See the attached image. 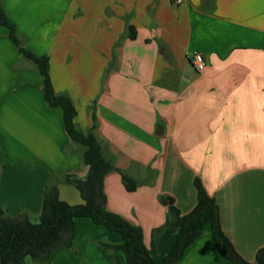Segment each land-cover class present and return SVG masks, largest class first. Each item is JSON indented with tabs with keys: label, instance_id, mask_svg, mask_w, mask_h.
I'll return each instance as SVG.
<instances>
[{
	"label": "crops",
	"instance_id": "0c3cea01",
	"mask_svg": "<svg viewBox=\"0 0 264 264\" xmlns=\"http://www.w3.org/2000/svg\"><path fill=\"white\" fill-rule=\"evenodd\" d=\"M0 4L21 43L0 25V208L40 214L50 182L62 200L83 203L64 177L89 173L22 47L48 57L53 87L73 101L78 128H94L117 167L102 178L103 209L141 230L156 263L180 232L167 229L170 206L191 212L199 180L219 205L224 233L255 264L264 247V0ZM197 54L203 72L194 67ZM122 171L139 181L135 190H127ZM103 242L122 237L89 218L75 220L72 244L83 264H126ZM63 256L69 262L71 250H56L52 263ZM175 264L236 263L207 225Z\"/></svg>",
	"mask_w": 264,
	"mask_h": 264
},
{
	"label": "trees",
	"instance_id": "16d2710c",
	"mask_svg": "<svg viewBox=\"0 0 264 264\" xmlns=\"http://www.w3.org/2000/svg\"><path fill=\"white\" fill-rule=\"evenodd\" d=\"M0 25L9 30L10 37L20 45L17 27L0 4ZM20 51L31 60L44 77V95L49 107H59L63 112L66 131L72 141L82 147L83 160L89 166L87 177L66 175L64 181L75 186L83 199V203L70 204L59 196L57 182L46 184L42 210L39 220L33 222L27 212L12 215L8 210L0 208V264H27L26 258L32 257L36 262L48 259L50 253L62 244L72 247V235L75 220L89 218L96 224L104 225L122 237L119 244L103 242L102 248L113 253L122 252L126 264H158L147 250L142 232L117 214L104 211L102 194V178L112 169H116L113 160L103 155L98 136L94 128L81 131L76 122V108L71 98L58 94L52 84L50 64L47 56H38L30 49L20 47ZM124 184L129 191L135 190L139 181L122 171ZM199 200L195 208L182 215L175 207L170 206L167 229L174 231L180 228L175 245L161 264H175L181 259L186 249L200 236L204 228H212L213 239L224 257L236 264H253L244 259L235 249L223 231L219 205L209 196L199 180H196ZM66 234H70L66 238ZM264 264V247L257 253L256 263Z\"/></svg>",
	"mask_w": 264,
	"mask_h": 264
},
{
	"label": "rangeland",
	"instance_id": "374dc122",
	"mask_svg": "<svg viewBox=\"0 0 264 264\" xmlns=\"http://www.w3.org/2000/svg\"><path fill=\"white\" fill-rule=\"evenodd\" d=\"M48 170H50V168H48ZM68 186H69V187H67L68 191L71 190L72 192H75V193L77 192V190L75 189L74 186H72V185H68ZM28 215L33 222H37L39 220V215H40L39 213H37V214L33 213V214H28ZM60 248H63L65 250L66 249L71 250V252H72L71 260L68 262L67 258L65 256H63V257H60L55 263H52V261H51L52 257L55 255L56 250H58ZM82 256H80L79 250L77 248H75V246L69 247L67 244H62L50 253L48 259H46L44 261L36 262L32 257H27L26 263L27 264H83L82 263L83 262Z\"/></svg>",
	"mask_w": 264,
	"mask_h": 264
},
{
	"label": "built area",
	"instance_id": "2783aa9c",
	"mask_svg": "<svg viewBox=\"0 0 264 264\" xmlns=\"http://www.w3.org/2000/svg\"><path fill=\"white\" fill-rule=\"evenodd\" d=\"M178 3L182 2V0H176ZM194 67L196 71L203 72L205 70V62L203 56L201 54H197L193 61Z\"/></svg>",
	"mask_w": 264,
	"mask_h": 264
},
{
	"label": "water",
	"instance_id": "95a60500",
	"mask_svg": "<svg viewBox=\"0 0 264 264\" xmlns=\"http://www.w3.org/2000/svg\"><path fill=\"white\" fill-rule=\"evenodd\" d=\"M173 201H171V203H172Z\"/></svg>",
	"mask_w": 264,
	"mask_h": 264
}]
</instances>
